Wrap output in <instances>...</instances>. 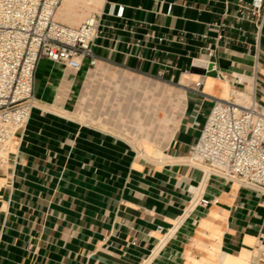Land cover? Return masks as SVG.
<instances>
[{
    "label": "crops",
    "instance_id": "1",
    "mask_svg": "<svg viewBox=\"0 0 264 264\" xmlns=\"http://www.w3.org/2000/svg\"><path fill=\"white\" fill-rule=\"evenodd\" d=\"M251 4L74 6L70 26L102 14L99 61L78 72L38 64L30 119L0 169V264H264V195L185 163L213 98L253 83L264 105V0ZM193 59L216 68L199 89Z\"/></svg>",
    "mask_w": 264,
    "mask_h": 264
},
{
    "label": "built area",
    "instance_id": "2",
    "mask_svg": "<svg viewBox=\"0 0 264 264\" xmlns=\"http://www.w3.org/2000/svg\"><path fill=\"white\" fill-rule=\"evenodd\" d=\"M61 1L0 0V169L7 167L11 143L30 119L39 62L45 59L78 72L84 64L94 68L99 61L94 48L101 34L102 14L92 13L77 26H68L55 20ZM261 2L252 0V11L257 12ZM247 10L239 1V16ZM195 60L192 67H196ZM210 71L216 72L214 65ZM184 73L190 74L189 70ZM206 73L198 75L196 89L203 85ZM154 79L163 81V74ZM185 163L207 176L264 195V105L253 100L244 106L213 98ZM196 203L209 204L200 198Z\"/></svg>",
    "mask_w": 264,
    "mask_h": 264
},
{
    "label": "bare ground",
    "instance_id": "3",
    "mask_svg": "<svg viewBox=\"0 0 264 264\" xmlns=\"http://www.w3.org/2000/svg\"><path fill=\"white\" fill-rule=\"evenodd\" d=\"M77 2V0H62L61 1V4L60 6L58 7L57 9V13L55 14V20H60L61 22H66L65 24H69L70 22H76L77 20H74L73 18L74 17H77L79 18V14L78 13H74L73 15L70 14V11H71V7L73 6V4H75ZM73 11V10H72ZM64 13L65 16H67V18L65 16L63 17H60L58 14L59 13ZM73 13V12H72ZM70 26V25H68ZM194 65L197 66L198 68H202V69H205L206 67V63L204 61H194ZM192 76V75H191ZM236 76V75H235ZM234 78L236 80H241V82H247V81H242V78L243 77H240L239 79V76L238 77H235ZM245 78V77H244ZM208 77H203V81L204 80H207ZM226 79V78H225ZM246 79V78H245ZM198 80H199V77H198ZM252 82V81H251ZM205 84V83H204ZM251 90V91H250ZM248 92H240V91H232V98L230 100H232L235 104H239V105H249L250 103L253 102V96L252 94L250 95L249 93H253V83H251V88ZM254 94V93H253ZM42 100V99H41ZM43 101V100H42ZM34 104H35V101H34ZM46 106V105H45ZM52 109V108H51ZM59 109V108H58ZM61 110V109H60ZM50 111V110H49ZM67 120V119H66ZM161 157V155L159 153H156L154 158H157V157ZM146 158V157H145ZM161 159V158H160ZM205 175V174H204ZM206 176V175H205ZM208 177V176H207ZM206 178V177H205ZM193 205V204H192ZM197 208V207H196ZM187 211V210H186ZM197 212V211H196ZM182 217V216H181ZM185 218V217H183ZM182 218V219H183ZM180 220V219H179ZM188 220V219H187ZM186 222V221H185ZM183 224V223H182ZM188 229V227H187ZM174 235V234H173ZM168 237V236H167ZM166 239V238H165ZM165 240H163L161 242V244L158 246H156V251L161 247V245L164 243ZM158 242V241H157ZM169 242V240L167 241ZM260 243V242H259ZM155 250V249H154ZM155 251V253H156ZM158 254V252H157ZM147 260V259H146ZM145 260V261H146ZM155 260V259H154ZM153 260V261H154Z\"/></svg>",
    "mask_w": 264,
    "mask_h": 264
},
{
    "label": "rangeland",
    "instance_id": "4",
    "mask_svg": "<svg viewBox=\"0 0 264 264\" xmlns=\"http://www.w3.org/2000/svg\"><path fill=\"white\" fill-rule=\"evenodd\" d=\"M79 1H81V0H77V2L75 3V4H73V6L71 7V11H70V14L71 15H73L74 13H76L75 11H81L82 12V10H84V9H82V6H83V4L82 3H79L78 4V6L75 8V11H74V6L79 2ZM73 10V11H72ZM73 12V13H72ZM57 13V12H56ZM60 17H63V16H65L64 15V13H59L58 14ZM66 18H67V16H65ZM125 85V84H124ZM113 86V84H109V83H107V84H103V85H101V88H102V90L104 89H106L107 91H109V92H105L106 94H107V96L108 97H110V101H108L107 100V102H111V100H112V96L114 95L112 92V87ZM126 86V85H125ZM123 87L124 88V90H126V87ZM130 95H131V93H127V92H123V93H118V96L119 97H121V98H123L122 100L123 101H125V98L127 97V96H129L130 97ZM137 97H140V94L139 93H135V97H134V99L135 98H137ZM125 110H123V112H124Z\"/></svg>",
    "mask_w": 264,
    "mask_h": 264
},
{
    "label": "water",
    "instance_id": "5",
    "mask_svg": "<svg viewBox=\"0 0 264 264\" xmlns=\"http://www.w3.org/2000/svg\"><path fill=\"white\" fill-rule=\"evenodd\" d=\"M190 71H191V73L197 74V75H202V74L206 73L205 70L200 69V68H196V67H191ZM206 74L208 76H212V77H216L217 76L216 72H214V71H209Z\"/></svg>",
    "mask_w": 264,
    "mask_h": 264
}]
</instances>
